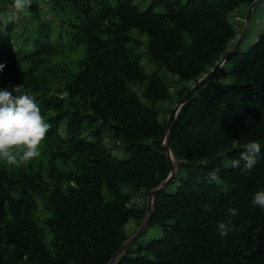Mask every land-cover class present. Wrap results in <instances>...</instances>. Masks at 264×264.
Instances as JSON below:
<instances>
[{
  "label": "trees",
  "instance_id": "1",
  "mask_svg": "<svg viewBox=\"0 0 264 264\" xmlns=\"http://www.w3.org/2000/svg\"><path fill=\"white\" fill-rule=\"evenodd\" d=\"M253 1L151 0L142 11L133 0H28L13 20L12 0H0V89L34 96L50 125L26 166L0 159V264L110 260L146 207L132 206L123 187L147 195L169 171L160 140L174 105H157L169 86L142 56L192 82L176 90L180 100L233 48L242 32L231 14ZM224 65L179 112L169 140L178 173L118 264H264V209L252 204L264 190V31ZM102 131L128 158L112 154ZM249 140L261 153L242 175L244 162L231 161ZM39 208L50 214L51 249L34 219ZM222 221L234 225L225 236Z\"/></svg>",
  "mask_w": 264,
  "mask_h": 264
},
{
  "label": "clouds",
  "instance_id": "2",
  "mask_svg": "<svg viewBox=\"0 0 264 264\" xmlns=\"http://www.w3.org/2000/svg\"><path fill=\"white\" fill-rule=\"evenodd\" d=\"M28 0H12V8L19 12L25 8ZM5 65L0 63V71ZM50 125L41 114V110L34 96L21 93L20 87L9 90L0 89V159H3L9 167L26 166L40 155L38 147L46 138ZM244 151L238 159L231 161L233 168H239L243 161L241 174H247L257 164V158L261 153V146L254 140L244 144ZM211 181H218V170L209 173ZM252 204L264 209V190L254 193ZM204 210L210 212L211 206L204 205ZM231 216H236L238 210L228 208ZM234 230L231 221H222L218 224L221 236L227 235L228 231Z\"/></svg>",
  "mask_w": 264,
  "mask_h": 264
},
{
  "label": "rangeland",
  "instance_id": "3",
  "mask_svg": "<svg viewBox=\"0 0 264 264\" xmlns=\"http://www.w3.org/2000/svg\"><path fill=\"white\" fill-rule=\"evenodd\" d=\"M135 4H137L140 10H146L150 6L151 0H133ZM27 4V3H26ZM250 5L247 3H240L236 10L231 14V20L233 24L236 26L237 34L241 33L243 30L244 19L247 15ZM8 11L12 14L13 20L18 17L17 11H15L11 5H7ZM264 31V0L259 1L254 6L250 21L248 25V31L243 38L240 48V51H245L248 46H250L254 41L255 38L258 37L260 33ZM238 36V35H237ZM141 40V39H140ZM143 43H146V38H142ZM142 63L148 73H155L159 77H161L165 83L169 86V99L165 103L157 102V105H162L164 108H169L171 105H175L177 100V93L176 90L181 87H189L192 85L191 83H187L183 80L178 81L177 78L173 75H170L166 69L163 67L162 64L159 62L151 61L147 54L144 53L142 56ZM223 70H228V65L222 66ZM161 116H165L162 112ZM94 131L99 129V125L93 123L91 128ZM90 129L85 131V135L89 140H95L97 137L95 135L90 134ZM102 139L104 144L110 149L112 154L118 158L126 159L128 158L129 154L124 149L123 146H118L115 140L106 132L102 131ZM126 194L130 195L132 200L130 204L136 207H143L146 203L147 195L143 190H133L130 186H124L122 189ZM50 214L43 212L41 208L34 213V219L36 223L43 228L44 230V244L51 249V241L53 239V234L49 232V229L44 224V219L49 217ZM136 224L134 221H130L126 227V233H131L136 229Z\"/></svg>",
  "mask_w": 264,
  "mask_h": 264
},
{
  "label": "water",
  "instance_id": "4",
  "mask_svg": "<svg viewBox=\"0 0 264 264\" xmlns=\"http://www.w3.org/2000/svg\"><path fill=\"white\" fill-rule=\"evenodd\" d=\"M261 0H254L247 12V15L244 19L243 30L238 38L237 42L228 52H226L220 60L215 64V66L202 78H200L183 96L180 100L172 108L170 114L168 115L166 124L163 128L162 137L160 140V148L163 151V154L169 164V171L167 176L162 179L156 186L152 187L147 192L146 198V207L142 216V219L137 226V228L126 238V240L116 249L113 253L112 257L106 264H118L120 259L124 256L125 252L133 245V243L138 240L147 230L149 223L151 221L153 210H154V200L158 193L165 190V188L169 185V183L174 179L178 173L179 168V160L175 157L174 153L172 152L169 140L170 134L172 132V128L176 121V118L181 111L182 107L202 88L206 85V83L216 74L218 71L221 70L222 66L226 63L227 59L235 53L241 45L243 38L245 37L246 31L248 29L250 16L252 10L256 3Z\"/></svg>",
  "mask_w": 264,
  "mask_h": 264
}]
</instances>
